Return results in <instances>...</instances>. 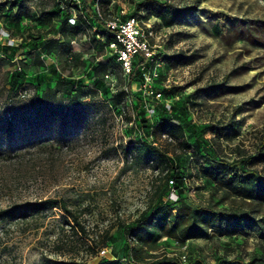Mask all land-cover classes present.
I'll list each match as a JSON object with an SVG mask.
<instances>
[{"label": "rangeland", "instance_id": "rangeland-1", "mask_svg": "<svg viewBox=\"0 0 264 264\" xmlns=\"http://www.w3.org/2000/svg\"><path fill=\"white\" fill-rule=\"evenodd\" d=\"M88 2L93 4V0ZM18 3L22 6L10 13L7 8ZM166 6L196 9L189 16L177 17ZM50 7L55 9L57 22L65 25L70 10L65 0H0V20L15 23V36L7 37L8 31L0 28V42L16 44L33 60L27 62L0 49V210L65 200L81 212L79 220L90 237L73 228L58 208L3 220L0 264H104L115 260L127 264L131 253L124 229L132 228L143 236L132 245L141 260L168 255L185 256L184 264H225L262 255L264 235L257 228L237 233L226 226L191 240L170 238L161 231L152 240L148 232L155 225L136 226L144 212L151 215L161 201L176 199L171 190L162 197L168 188L160 162H140L135 152L126 153L142 141H151L141 127L147 111L140 104L156 101L145 100L135 86L127 87L128 80L114 61H108L107 68L98 65L108 50L95 45L92 34L86 38L85 31L73 33L65 39L67 44H61L73 50L68 40L75 39L74 46L87 57L70 61L67 50L59 53L58 42L49 41L43 29L30 22L37 12L44 27L42 17ZM160 10L165 17L157 15ZM102 11L115 15L141 12L156 29L153 45L164 63L160 85L167 98L157 103L160 116L174 106L176 111L183 110V119L196 127L190 143L205 130L204 141L222 158L234 161L257 154L264 135V0H104ZM101 40L96 42L102 44ZM37 48L46 57L41 58ZM87 61L94 66L86 68ZM18 64L25 66V98L12 88ZM108 71L117 86L112 89L105 83L101 93L91 91L92 77L103 81ZM71 80H82L83 98L71 94L70 84H65ZM150 120L157 121L156 117ZM180 139L163 145L182 159L189 204L248 210L253 216L264 212V205L243 200L237 192L208 180L202 172L208 166L204 156L193 149L186 155L184 139ZM255 168L264 174V163ZM103 239H108L107 247L100 243Z\"/></svg>", "mask_w": 264, "mask_h": 264}, {"label": "trees", "instance_id": "trees-1", "mask_svg": "<svg viewBox=\"0 0 264 264\" xmlns=\"http://www.w3.org/2000/svg\"><path fill=\"white\" fill-rule=\"evenodd\" d=\"M24 2V1H23ZM69 6V12L65 15V25H60V33L64 35L65 39H70V34L78 32H86L83 35L89 36L92 34L91 41L95 45L105 46L107 49V57L103 61H99L100 66L107 68L109 66L108 61H114V63L119 67L120 64L117 61V56L113 54V51L110 49V45L115 41V36L111 33L104 21L96 13V4H100L101 12L104 18L113 17L115 14H106L102 11L104 7V0H93V4L90 5L88 0H65ZM171 9L173 14H176L177 17L189 16L196 8H184L178 9L172 6H166ZM138 13V12H137ZM137 13L132 15H125L123 18L127 19L132 16H135ZM121 13H119L120 15ZM55 15V13H54ZM76 15V23L71 24L70 19ZM159 17H165L163 10L157 12ZM95 29V32L93 31ZM58 32V31H57ZM73 37V35H72ZM102 37L101 43L96 42L97 38ZM53 41V40H49ZM55 42H58L54 40ZM54 42V43H55ZM76 42L75 39L68 40V43L73 46V43ZM66 43V42H64ZM59 52L67 50L68 55H73V60L75 54L72 53V50L67 49V43L61 45L58 42ZM0 49L5 52H13V55L21 50L19 46H0ZM50 50L51 49H47ZM35 51L40 52L39 55L42 58L46 57V54L43 53L41 48H37ZM171 60L174 57H170ZM141 58L135 64L134 74L129 78L127 86L131 87L133 83L140 82L142 79V73L140 70V64L143 63ZM86 68L91 67V62H85ZM97 65V66H98ZM150 65V64H148ZM23 70L21 72L14 71L12 74V88L18 92L25 89L22 88L23 81H25V66L21 65ZM94 66V65H92ZM111 73V72H107ZM106 74V75H107ZM105 75V76H106ZM161 80V79H160ZM65 83V81L63 82ZM108 83L104 78L103 81H99L96 77H92L90 80V89L94 93H101V91L106 87ZM160 81H158V88L161 90ZM65 84H70V92L76 98H83V82L82 80H71ZM20 89V90H19ZM124 95H129L130 92ZM122 94V95H123ZM169 98H173V95H167ZM165 97V96H164ZM165 99H167L165 97ZM146 104H140L142 108H145ZM156 107V117L157 121L151 123L150 117L146 115L145 119L141 121V127L143 132L148 134L149 137H155L157 140L158 135H163L168 133L174 139V142L170 144L177 143V140L184 139L182 144L186 147L187 153L193 149L195 154H202L204 160L207 162L208 166L202 168L204 176L210 180L215 186L223 185L228 190V192H237L243 197V200H252V202L257 203L258 205H264V174L261 173L255 167L264 163V135L260 144V150L254 156L249 157H240L237 160L230 161L228 159L220 157L219 153L209 145L207 141H204L206 131L203 130L201 136L196 138V141L191 144V135L195 133L196 127L192 122L183 119L184 111H176L174 106L169 113H163L162 116L159 115V106L157 103H154ZM113 108V106L111 105ZM193 130V131H192ZM191 133H190V132ZM189 134V136H188ZM136 153V159L140 162H154L155 160L160 162L163 166V179L167 183L168 193L163 192L164 195L169 194V190L173 191L177 199L172 200L168 199L167 202L161 201L152 211L151 215H148V212H144L137 220V225L139 228L144 225H155V230H149L148 234L152 240H157L160 237L161 231L167 237L178 238L182 240H191L199 237H205L209 234L210 231H222L224 227L228 226L234 228L237 233H246L253 229H260L261 233L264 235V212L258 216H253L248 210H216L210 205H198L193 206L187 202L186 197V176L182 171V159L180 156H173L165 149L164 145L155 146L150 141H142L137 148H130L127 150V154ZM161 190V189H160ZM60 209L64 211L67 215V218L71 221L73 228L78 229V231L86 236L90 237L89 232L82 226L80 222L81 212L71 209L68 203L65 200L57 199H48L36 203H23L16 204L12 207H9L4 210H0V221L16 218V217H25L29 214H35L43 210L50 209ZM124 232L127 237L126 248L131 253V258L127 260V264H184L180 257H170L168 255L163 256H151L148 260L139 259L134 253H136L135 248L132 246L134 241L139 239L143 240V236L139 235V232L132 229H124ZM109 239V238H108ZM108 239H103V247H107ZM93 241H95L93 239ZM225 264H264V253L260 256L255 255L251 260L246 261L243 258H236L231 261H225ZM87 264V263H82ZM104 264H123L120 260L115 261H106ZM189 264H206L203 261L190 262ZM218 264H221L219 261Z\"/></svg>", "mask_w": 264, "mask_h": 264}, {"label": "built area", "instance_id": "built-area-1", "mask_svg": "<svg viewBox=\"0 0 264 264\" xmlns=\"http://www.w3.org/2000/svg\"><path fill=\"white\" fill-rule=\"evenodd\" d=\"M96 13L104 21L107 29L115 36V41L110 45V49L113 51V54L117 56L122 76L129 80L134 74L135 64L142 58L144 60L143 63L140 64L142 79L140 82L133 83L132 86L139 88L143 98L147 101L155 100V103L167 101L164 97V91L158 88V81L161 79L164 63L163 60L157 56L153 45V41L157 37L156 29L149 21L145 20L141 12L127 19L123 18L126 15L123 11L120 15L116 14L113 17L104 18L100 4L98 3L96 4ZM70 23H76V15L70 19ZM93 31L95 32V29H93ZM4 35L9 37L10 33L7 32ZM85 37L88 38L87 35ZM8 45L17 46L11 42ZM44 57L45 56H43V58ZM69 59L73 61V55H70ZM22 70V66L18 64L15 71L21 72ZM105 79L112 89L118 84V81L112 73H108ZM127 92H129L128 88ZM26 95V90L20 92V97L25 98ZM156 110L154 103H146V111L149 117H154L157 113ZM150 139V142L155 146H162L164 142H174V139L168 133L159 135L157 140L153 136L150 137ZM172 195L176 196L174 192ZM181 259L184 263L187 261L185 256Z\"/></svg>", "mask_w": 264, "mask_h": 264}, {"label": "crops", "instance_id": "crops-1", "mask_svg": "<svg viewBox=\"0 0 264 264\" xmlns=\"http://www.w3.org/2000/svg\"><path fill=\"white\" fill-rule=\"evenodd\" d=\"M24 2H22V3H24ZM26 4L29 5L28 2H26ZM20 6H22L21 3H18L15 7H12L11 9L10 8H7V9L9 10L10 13H13L14 11L16 12V9H18ZM33 8L34 7L32 5L30 7V9H33ZM20 10H22V9H20ZM54 10L55 9L53 7H50V8H48V10H46V12L48 11V14H46V16H43L42 17L43 19H45V23H44L45 25H44V27L42 25H40V23H39L38 20L41 17H39L38 13L35 10L33 11V13L35 14V12H36L37 16H34V18L30 22H31L32 25H36L38 29H41L42 28L43 29L42 31L46 33V35L48 36V38L50 40H56L60 44H62V43L65 42V37H64V35H62L59 32L60 31V25H61V23L57 22V16L54 15ZM25 22H26V20L23 21V22H21V24L24 25ZM14 24L15 23H11L10 21L0 20V28H2L4 30H7L10 33V35H12V36H15L14 35V29L12 28ZM85 36L86 35H84V37ZM7 45H8L7 43L0 42V46L1 47L7 46ZM76 47L77 46H74V44H73V46H72V48H73L72 53L75 54V58H80L81 57L83 59V58L87 57L86 54L84 52H82L81 49H78ZM60 52H64V51H60ZM19 55L22 56L23 59H26L27 62L28 61L29 62H32L33 61L32 59H30L32 56L29 57L26 54V52H24L23 50H20L16 54V56H19Z\"/></svg>", "mask_w": 264, "mask_h": 264}]
</instances>
